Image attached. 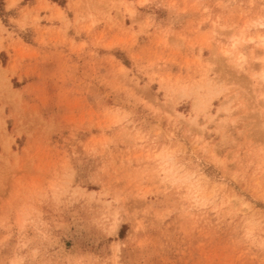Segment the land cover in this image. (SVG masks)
Here are the masks:
<instances>
[{
    "label": "rangeland",
    "instance_id": "374dc122",
    "mask_svg": "<svg viewBox=\"0 0 264 264\" xmlns=\"http://www.w3.org/2000/svg\"><path fill=\"white\" fill-rule=\"evenodd\" d=\"M0 264H264V0H0Z\"/></svg>",
    "mask_w": 264,
    "mask_h": 264
}]
</instances>
